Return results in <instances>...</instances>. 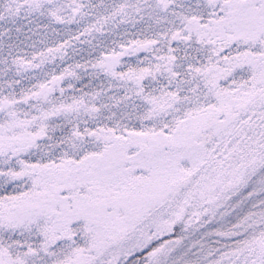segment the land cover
<instances>
[{"label":"snow or ice","instance_id":"obj_1","mask_svg":"<svg viewBox=\"0 0 264 264\" xmlns=\"http://www.w3.org/2000/svg\"><path fill=\"white\" fill-rule=\"evenodd\" d=\"M0 264H264V0H0Z\"/></svg>","mask_w":264,"mask_h":264}]
</instances>
